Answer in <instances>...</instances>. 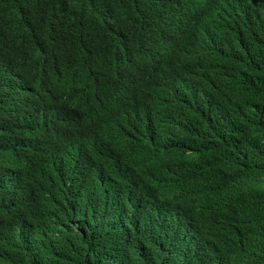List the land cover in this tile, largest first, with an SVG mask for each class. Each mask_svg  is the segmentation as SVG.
Here are the masks:
<instances>
[{"label": "trees", "instance_id": "trees-1", "mask_svg": "<svg viewBox=\"0 0 264 264\" xmlns=\"http://www.w3.org/2000/svg\"><path fill=\"white\" fill-rule=\"evenodd\" d=\"M214 1L0 0V264H162L166 225L132 245L119 215L88 205L86 217L80 194L59 203L61 225L39 220L35 204L50 177L37 162L68 159L75 141L100 135L94 127L113 107L158 121L140 87L173 60L180 72L205 64L224 81L207 105L173 103L197 126L174 111L153 141L169 168L175 161L199 187L220 177L235 203L233 217H214L233 240L208 241L190 264H264V0L245 10L247 0H217L232 58L195 35V10ZM158 58L165 62L146 64ZM87 194L97 196L90 183Z\"/></svg>", "mask_w": 264, "mask_h": 264}, {"label": "clouds", "instance_id": "clouds-1", "mask_svg": "<svg viewBox=\"0 0 264 264\" xmlns=\"http://www.w3.org/2000/svg\"><path fill=\"white\" fill-rule=\"evenodd\" d=\"M247 8H253L251 0H247L244 10ZM195 14L198 18L192 24L198 41L225 57L227 40L223 34L227 35L229 24L219 2L204 5ZM243 17L248 18L244 11ZM234 55L227 54L226 58ZM163 62L158 58L146 64L158 66ZM223 81H218L205 64L180 72L173 60L168 70L140 87L145 93L142 100L152 106L150 117L158 121H141L137 110L126 115L113 107L94 127L93 133L100 135L75 141V152L68 159L39 158L38 168L48 172L50 181L43 184V194L35 204L37 218L52 228L61 225L64 217L59 203L72 195L77 201L80 194L86 217L88 205L96 209L109 206L119 215L132 230L122 239L132 245L143 244L155 232L156 225H166L163 233L168 239L157 244L162 264H190L201 255L208 241H232L234 233L214 220L220 214L233 217L235 209L221 178L215 177L199 187L200 179L176 171L175 161V166L169 168L165 154L153 141L163 119L174 111L187 125L197 126L173 103L207 105ZM176 85L183 91L174 93ZM109 115H115V119H109ZM222 131L230 134L229 127ZM190 163L195 165L193 160ZM87 183L97 196L87 194Z\"/></svg>", "mask_w": 264, "mask_h": 264}]
</instances>
